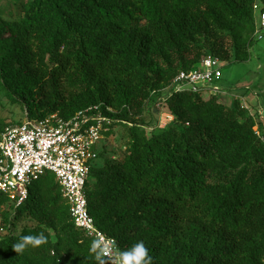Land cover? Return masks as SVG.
<instances>
[{
	"label": "trees",
	"instance_id": "1",
	"mask_svg": "<svg viewBox=\"0 0 264 264\" xmlns=\"http://www.w3.org/2000/svg\"><path fill=\"white\" fill-rule=\"evenodd\" d=\"M257 3L22 0L0 20V93L10 104L30 120L102 106L122 127V155L103 145L85 188L89 215L116 248L142 240L152 264H264L261 122L218 93L171 90L203 58L249 61ZM160 100L172 122L148 133L138 122ZM20 217L34 227L0 239V264H97L51 173L21 206L0 196V228ZM38 233L46 244L12 249Z\"/></svg>",
	"mask_w": 264,
	"mask_h": 264
},
{
	"label": "built area",
	"instance_id": "2",
	"mask_svg": "<svg viewBox=\"0 0 264 264\" xmlns=\"http://www.w3.org/2000/svg\"><path fill=\"white\" fill-rule=\"evenodd\" d=\"M263 33L264 7L259 10L256 39L260 40ZM221 76L220 61L206 57L200 61L198 69L179 73L171 90L217 94L219 90L211 85ZM109 113L114 112L110 108L104 111L102 106H90L67 120L57 115L43 120H30L25 116L20 123L5 127L0 134V196L14 206H21L30 187L46 173H51L69 205L74 226L87 238L114 243L95 226L85 197L90 169L102 151L103 141L108 139L106 134L114 128V119ZM108 264H117L114 254Z\"/></svg>",
	"mask_w": 264,
	"mask_h": 264
},
{
	"label": "rangeland",
	"instance_id": "3",
	"mask_svg": "<svg viewBox=\"0 0 264 264\" xmlns=\"http://www.w3.org/2000/svg\"><path fill=\"white\" fill-rule=\"evenodd\" d=\"M20 1L22 0H0V20L13 19ZM259 9L260 6L257 3L255 6V17L257 20ZM255 40L250 50L249 61L223 65L221 67V80L211 86L218 87L221 91L218 92L219 95L220 93H223L224 96L229 94L232 97L243 95L242 97L245 99L255 100L256 103L250 106L249 111L258 120L260 118L258 116L260 110L264 117V35L261 40L256 39V37ZM164 95H166V92H162L158 98H162ZM222 98L220 99L221 102L226 103L225 99ZM25 116L26 111L24 108L19 105L10 104L4 95L0 93V119L4 121V128L14 122L22 121ZM171 122V116L168 115L166 108L161 104L160 100L155 101V104L147 108L144 118L138 123L142 124L146 132L149 133L152 129H164ZM260 133L264 134V128ZM125 139L122 127L112 128L109 138L103 141V144H106L109 157L113 155L119 157L122 155ZM25 227H34V223L23 217L17 218L13 220L8 230L6 228H0V239L6 233L18 235Z\"/></svg>",
	"mask_w": 264,
	"mask_h": 264
},
{
	"label": "clouds",
	"instance_id": "4",
	"mask_svg": "<svg viewBox=\"0 0 264 264\" xmlns=\"http://www.w3.org/2000/svg\"><path fill=\"white\" fill-rule=\"evenodd\" d=\"M46 243L47 237L43 233L22 235L12 245V249L16 253H23L29 246L39 247ZM89 250L94 254L97 264H108L109 257L113 254L117 260V264H152L149 249L142 240L136 241L126 249H118L114 243L96 239L91 242Z\"/></svg>",
	"mask_w": 264,
	"mask_h": 264
},
{
	"label": "crops",
	"instance_id": "5",
	"mask_svg": "<svg viewBox=\"0 0 264 264\" xmlns=\"http://www.w3.org/2000/svg\"><path fill=\"white\" fill-rule=\"evenodd\" d=\"M263 35H264V33H263ZM262 38H263V36H262ZM261 38V39H262ZM260 39V40H261ZM221 80V79H220ZM219 80V81H220ZM219 81H217V82H219ZM217 82H215V83H217ZM214 83V84H215ZM215 88H217L218 89V87H215ZM247 88V87H246ZM219 90V89H218ZM219 92H221L220 90H219ZM243 95H240L239 97L238 96H234V97H232V96H229V94L228 95H225L224 96V94L223 93H220V97L222 98V99H225V101L227 102V103H231V102H238L240 105H241V107L242 108H244L245 110H247V112L250 114V115H252V113L249 111V108H250V106L251 105H254L255 103H256V101L254 100V101H252V100H249V99H245L244 97H242ZM252 116H254V115H252ZM258 116H260V118H259V121L261 122V124H262V129L264 128V117H263V115H262V112H261V110H260V112H258ZM171 119H172V117H171Z\"/></svg>",
	"mask_w": 264,
	"mask_h": 264
}]
</instances>
